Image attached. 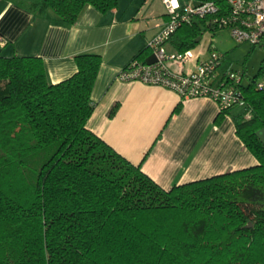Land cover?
Listing matches in <instances>:
<instances>
[{
	"label": "trees",
	"instance_id": "trees-1",
	"mask_svg": "<svg viewBox=\"0 0 264 264\" xmlns=\"http://www.w3.org/2000/svg\"><path fill=\"white\" fill-rule=\"evenodd\" d=\"M19 4L73 24L84 7L104 13L117 0ZM216 29L196 19L170 39L184 52ZM74 59L76 72L51 84L41 58L0 54V264H264V144L255 135L264 89L256 79L239 86L244 107L218 118H231L257 164L166 190L87 129L101 58Z\"/></svg>",
	"mask_w": 264,
	"mask_h": 264
},
{
	"label": "crops",
	"instance_id": "crops-1",
	"mask_svg": "<svg viewBox=\"0 0 264 264\" xmlns=\"http://www.w3.org/2000/svg\"><path fill=\"white\" fill-rule=\"evenodd\" d=\"M166 20L162 0H117L116 7L104 13L86 6L73 24L64 23L50 9L36 15L19 0H0V35L6 40L0 54L41 58L51 84L76 72V55H99L86 127L126 160L140 164L163 189L257 164L236 136L231 118H218L214 101L181 99L168 88L116 78L139 52V60L145 61L151 54L146 43ZM165 48L177 51L172 39ZM192 50L205 59L210 47L200 40ZM181 69L191 71L194 64ZM226 71L219 67L217 73ZM114 105L116 111L109 116Z\"/></svg>",
	"mask_w": 264,
	"mask_h": 264
},
{
	"label": "built area",
	"instance_id": "built-area-1",
	"mask_svg": "<svg viewBox=\"0 0 264 264\" xmlns=\"http://www.w3.org/2000/svg\"><path fill=\"white\" fill-rule=\"evenodd\" d=\"M167 20L160 30L146 43L156 61L132 59L117 74L121 82L138 81L147 85L173 90L181 99L208 98L214 101L219 112L244 107L245 101L239 88L243 82L241 72L226 71L219 75L221 57L213 51L207 58L199 59L192 50L169 52L165 44L182 25L196 19H207L217 29H228L238 44L264 48V0H203L180 4L179 0H162ZM6 40L0 35V49ZM196 60L194 69L182 71V65ZM179 66L172 70L171 66ZM255 88L264 89V80L256 81Z\"/></svg>",
	"mask_w": 264,
	"mask_h": 264
},
{
	"label": "rangeland",
	"instance_id": "rangeland-1",
	"mask_svg": "<svg viewBox=\"0 0 264 264\" xmlns=\"http://www.w3.org/2000/svg\"><path fill=\"white\" fill-rule=\"evenodd\" d=\"M201 38V43L204 46L209 44L208 54L213 51L220 55L221 70L241 72L243 83H246L248 78H255L256 81L264 80V48L236 43L228 29L207 30ZM192 52L195 56L202 55L200 52L193 50ZM191 62L195 65L196 60Z\"/></svg>",
	"mask_w": 264,
	"mask_h": 264
},
{
	"label": "water",
	"instance_id": "water-1",
	"mask_svg": "<svg viewBox=\"0 0 264 264\" xmlns=\"http://www.w3.org/2000/svg\"><path fill=\"white\" fill-rule=\"evenodd\" d=\"M156 61L155 55L151 53L145 58V63L152 64ZM256 137L259 139V141L264 144V128H260L255 132Z\"/></svg>",
	"mask_w": 264,
	"mask_h": 264
},
{
	"label": "snow or ice",
	"instance_id": "snow-or-ice-1",
	"mask_svg": "<svg viewBox=\"0 0 264 264\" xmlns=\"http://www.w3.org/2000/svg\"><path fill=\"white\" fill-rule=\"evenodd\" d=\"M173 2H174V0H173Z\"/></svg>",
	"mask_w": 264,
	"mask_h": 264
}]
</instances>
